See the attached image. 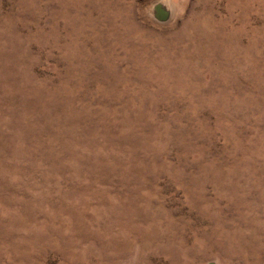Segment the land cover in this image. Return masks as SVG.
Segmentation results:
<instances>
[{
    "label": "rangeland",
    "instance_id": "374dc122",
    "mask_svg": "<svg viewBox=\"0 0 264 264\" xmlns=\"http://www.w3.org/2000/svg\"><path fill=\"white\" fill-rule=\"evenodd\" d=\"M0 264H264V0H0Z\"/></svg>",
    "mask_w": 264,
    "mask_h": 264
},
{
    "label": "bare ground",
    "instance_id": "6f19581e",
    "mask_svg": "<svg viewBox=\"0 0 264 264\" xmlns=\"http://www.w3.org/2000/svg\"><path fill=\"white\" fill-rule=\"evenodd\" d=\"M124 29V28H123ZM150 37V36H149ZM173 41V40H172ZM180 43V42H179ZM178 48V47H177ZM182 48V47H181ZM217 50V49H216ZM220 51V50H219ZM237 61V60H236ZM225 62V61H224ZM233 63V62H232ZM181 68V67H180ZM239 70V69H238ZM120 78V77H119ZM110 88V87H109ZM232 208V207H231ZM216 236V235H215ZM228 242V241H227ZM224 243V242H223ZM236 244V243H235ZM241 246V245H240ZM235 247V246H234ZM249 247V246H248ZM254 247V246H253Z\"/></svg>",
    "mask_w": 264,
    "mask_h": 264
},
{
    "label": "water",
    "instance_id": "95a60500",
    "mask_svg": "<svg viewBox=\"0 0 264 264\" xmlns=\"http://www.w3.org/2000/svg\"><path fill=\"white\" fill-rule=\"evenodd\" d=\"M163 13V12H162ZM163 15L165 16V13H163Z\"/></svg>",
    "mask_w": 264,
    "mask_h": 264
}]
</instances>
